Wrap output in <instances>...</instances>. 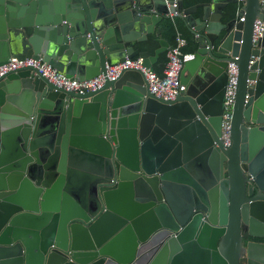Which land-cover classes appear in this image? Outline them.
I'll return each mask as SVG.
<instances>
[{
    "label": "water",
    "instance_id": "95a60500",
    "mask_svg": "<svg viewBox=\"0 0 264 264\" xmlns=\"http://www.w3.org/2000/svg\"><path fill=\"white\" fill-rule=\"evenodd\" d=\"M165 19L195 44L174 100L135 69L84 93L32 67L0 79V264H264L247 241L264 240V0H0V66L40 59L79 82L125 58L163 71Z\"/></svg>",
    "mask_w": 264,
    "mask_h": 264
},
{
    "label": "built area",
    "instance_id": "2783aa9c",
    "mask_svg": "<svg viewBox=\"0 0 264 264\" xmlns=\"http://www.w3.org/2000/svg\"><path fill=\"white\" fill-rule=\"evenodd\" d=\"M263 32V22L259 19L255 20L251 36V45L253 49L258 48V43L263 36ZM185 44V40L177 34L174 46H171L166 52L165 68L162 75H158L154 70L143 67L141 58H125L122 62L114 66H107L104 75L100 74L92 79L79 82L66 78L40 59L34 60L30 58L17 60L11 58L6 64L0 66V79L12 71L25 67H32L54 86L75 93H84L100 89L104 84L105 78L112 81L124 70L135 69L143 73L152 95L164 101H171L184 90V87L180 84V72L183 64L193 58V54L191 53H182L181 49ZM254 60H256V58L251 56L249 64H252ZM226 73L227 83L223 103L221 139L225 144H228L231 114L235 101L238 77L237 66L229 62ZM250 84H252V82L248 81V85Z\"/></svg>",
    "mask_w": 264,
    "mask_h": 264
},
{
    "label": "trees",
    "instance_id": "16d2710c",
    "mask_svg": "<svg viewBox=\"0 0 264 264\" xmlns=\"http://www.w3.org/2000/svg\"><path fill=\"white\" fill-rule=\"evenodd\" d=\"M235 7L231 6L229 10L228 17H232L234 15ZM160 31H161V38L169 43L170 46H174L175 39L177 34H179L186 42L185 46L181 49L182 53H191L195 48V44L193 42V37L184 27L178 19H165L160 23ZM156 37L154 35L148 36V40L146 43L142 45L143 50L149 51L153 54L154 50L158 48V44L155 41ZM160 60L166 61V53L160 55ZM154 71L158 75H162L158 69H154ZM255 241H264L261 239H255Z\"/></svg>",
    "mask_w": 264,
    "mask_h": 264
},
{
    "label": "crops",
    "instance_id": "0c3cea01",
    "mask_svg": "<svg viewBox=\"0 0 264 264\" xmlns=\"http://www.w3.org/2000/svg\"><path fill=\"white\" fill-rule=\"evenodd\" d=\"M157 27L160 29V28H161V27H160V24H159ZM162 39H163V38H162ZM164 62H165V60H160V61H159V63H164ZM155 68L158 69L157 67H155ZM155 68H154V69H155ZM158 71H160L161 73L163 72V71L160 70V68L158 69Z\"/></svg>",
    "mask_w": 264,
    "mask_h": 264
},
{
    "label": "flooded vegetation",
    "instance_id": "af4514ba",
    "mask_svg": "<svg viewBox=\"0 0 264 264\" xmlns=\"http://www.w3.org/2000/svg\"><path fill=\"white\" fill-rule=\"evenodd\" d=\"M262 240V239H261ZM247 241H254V242H260V243H264V241H255L254 238H249Z\"/></svg>",
    "mask_w": 264,
    "mask_h": 264
}]
</instances>
